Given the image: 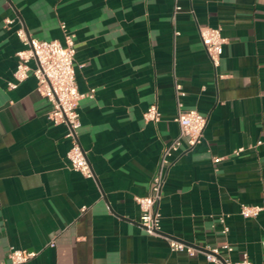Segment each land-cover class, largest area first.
Instances as JSON below:
<instances>
[{"label": "crops", "instance_id": "0c3cea01", "mask_svg": "<svg viewBox=\"0 0 264 264\" xmlns=\"http://www.w3.org/2000/svg\"><path fill=\"white\" fill-rule=\"evenodd\" d=\"M179 3L175 13V0H0V259L15 246L37 251L26 264H215L204 250L228 242L231 261L247 253L264 264V209L241 214L264 206V0ZM62 24L76 35L79 137L93 177L71 168L67 126L49 119L36 76L8 88L24 46L17 30L63 41ZM199 26L228 39L216 69ZM175 80L183 107L207 123L201 142L165 165L152 235L136 197L149 194L180 131ZM154 103L161 119L147 121ZM169 238L200 250L174 251Z\"/></svg>", "mask_w": 264, "mask_h": 264}, {"label": "built area", "instance_id": "2783aa9c", "mask_svg": "<svg viewBox=\"0 0 264 264\" xmlns=\"http://www.w3.org/2000/svg\"><path fill=\"white\" fill-rule=\"evenodd\" d=\"M175 13L181 9L180 0H175ZM6 24H11L14 20L6 18ZM64 30V40L51 39L42 40L31 36L24 26L17 30L24 46L16 52L17 66L14 71V79L8 82V88H16L32 72L37 78V91L45 96L51 103L48 112L49 119L55 124H65L67 126V137L71 139V146L67 152V157L71 168L83 173L85 176L93 177V170L87 154L81 144L79 131L82 126L79 101L85 95L82 94L77 85L76 77V35L69 31L66 24H62ZM201 42L215 67L220 65L221 57L224 53L225 44L228 39L222 34L221 27L199 26ZM179 31L175 30L174 34ZM35 61V67L31 66V61ZM95 89L92 88L87 94L94 96ZM175 95L177 113L175 120L179 123V134L169 142L162 151L159 168L152 178L149 194L136 197L140 206V223L147 233L152 235L160 234L161 214L159 212V202L162 195V185L164 183V168L169 161V157L184 143L187 147H194L201 142L204 129L207 123V116L196 109H185L183 107L182 96L184 92L182 85L175 80ZM161 111L157 104H151L144 112L147 121H159ZM244 148H236L233 153L239 154ZM220 157H215L214 162H219ZM83 207L82 210H85ZM264 206L261 204H243L241 214L244 217H256L262 212ZM224 232H228V227H224ZM169 244L174 251H186L190 255L200 250L183 241L169 238ZM51 245H55L52 241ZM231 251L232 246L228 242L221 246L210 247L204 252L209 261L215 264H254L244 253L243 258L238 261H231L222 251ZM37 251L27 250L12 246L8 252L7 259H0V264H26Z\"/></svg>", "mask_w": 264, "mask_h": 264}]
</instances>
